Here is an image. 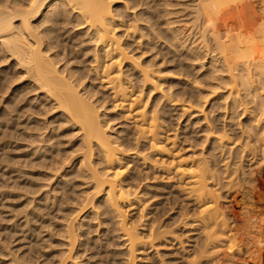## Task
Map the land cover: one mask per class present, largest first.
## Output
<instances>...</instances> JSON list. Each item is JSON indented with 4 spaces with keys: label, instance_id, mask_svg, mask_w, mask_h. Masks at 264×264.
<instances>
[{
    "label": "bare ground",
    "instance_id": "obj_1",
    "mask_svg": "<svg viewBox=\"0 0 264 264\" xmlns=\"http://www.w3.org/2000/svg\"><path fill=\"white\" fill-rule=\"evenodd\" d=\"M222 3L0 0L3 183L34 202L0 264H264V9L236 43Z\"/></svg>",
    "mask_w": 264,
    "mask_h": 264
},
{
    "label": "rangeland",
    "instance_id": "obj_2",
    "mask_svg": "<svg viewBox=\"0 0 264 264\" xmlns=\"http://www.w3.org/2000/svg\"><path fill=\"white\" fill-rule=\"evenodd\" d=\"M223 1V3H222V6H221V9H220V12H221V14L223 15V19H226V21L228 22V23H231L232 24V26L233 27H231L230 29H231V31H232V33H231V35H230V37L229 38H231V36H233L234 34H236V35H234V37H236L238 34L240 35V34H242L241 32L243 31H245V33H243L242 35H240L241 37H239V39H241V40H243V38L245 37V35H246V37H247V39H248V37H249V34H251L252 33V31L249 33V29H251L252 30V28H248V26H246L245 25V28H244V24H243V22H245V18H247V16L245 17V15H248L247 14V9L249 8V6H255V7H257V9H260L259 11L260 12H262V10L264 9V0H221V2ZM239 1V2H238ZM226 2V3H225ZM249 5V6H248ZM223 8V9H222ZM243 8V9H242ZM224 9H225V11H224ZM189 10V9H188ZM227 10V11H226ZM191 10H189L188 11V13L190 12ZM185 12H187V10L186 11H183L181 14H183V13H185ZM227 14H226V13ZM245 12V13H244ZM264 12V11H263ZM242 15V16H241ZM186 17V16H185ZM187 17H189V16H187ZM244 18V19H243ZM237 19V20H236ZM230 20H232V21H230ZM241 21V22H240ZM262 22V20H260L258 23H257V25H259L260 23ZM190 23V21H188V23L186 22V24L188 25ZM241 23H242V26H241ZM233 24H235V25H233ZM191 25H192V23H190L189 25H188V27H191ZM261 25V24H260ZM65 26V30H67V32L65 33V35H76L77 33L79 34L83 29H78V27H72V25H70V24H66V25H64ZM241 26V27H240ZM247 27V28H246ZM193 28V27H192ZM191 28V29H192ZM233 28V29H232ZM246 29V30H245ZM246 31H247V33H246ZM238 32H240V33H237ZM189 33V32H188ZM190 34H191V31H190ZM248 35V36H247ZM79 36L81 37V35L79 34ZM234 37H232V38H234ZM246 37L244 38V39H246ZM237 38V39H236ZM235 38V40L233 41V39H231V41H233V42H235L236 40L237 41H240L239 39H238V36ZM162 39H164L163 37H161V41H164V44L167 46V48H172L171 46H172V44H171V46H170V42H168L167 40H162ZM229 41V40H228ZM236 41V43H238ZM167 43H169V44H167ZM229 43H231V42H228L227 43V45L229 44ZM91 45V48L93 47V44H90ZM89 45V46H90ZM230 45H232V44H230ZM236 45V44H235ZM234 45V46H235ZM169 46V47H168ZM229 46V45H228ZM174 48V47H173ZM90 53H91V51H90ZM90 53H89V55H90ZM177 53H178V55L177 56H180V57H182L183 55H179L180 54V52H178L177 51ZM182 59H184V61L185 62H187L188 60L186 59L185 60V57L183 56L182 57ZM197 76H199V75H201L202 74V72H198L197 71ZM229 89V88H228ZM228 89H226L228 92H229V90ZM227 91H224V92H227ZM32 93H30V94H28L29 95V97H30V95H31ZM228 94V93H227ZM32 96V95H31ZM108 100L109 101H111L112 102V100L110 99V97L108 98ZM223 110H221V112H222ZM53 112V111H52ZM52 112H49V114L47 115V118H49V119H51V116H52ZM220 112V111H219ZM225 113H226V110L224 111ZM173 111H170V113L168 112V113H165V115H170L171 117H172V119H173V122H178V117L176 118V116H174L173 117ZM227 113H228V111H227ZM21 118H23L24 119V117L23 116H21L19 119H21ZM22 119V120H23ZM123 121V120H122ZM181 121H183V120H181ZM119 122V121H118ZM118 122H116V123H118ZM121 122V121H120ZM179 125L181 126V127H183L184 125H182V122H180L179 123ZM1 130V129H0ZM182 130H179V132H181ZM6 133V134H5ZM5 133H3V134H0L1 136H0V144H6L7 143V146H6V150H4V151H1L0 150V192H2V194L5 196L4 197V200H2V201H0V231H1V233H0V239H6V237L8 236V238L10 239V241H12L13 242V246H12V242H9V246L11 247V248H15V246L16 245H18L19 244V242H20V240L18 239V237L21 239V238H23V237H21L20 235V233H21V231L19 230L20 228V226H19V223L20 222H22V221H24L23 219H24V217L23 216H25V213L27 214V212L28 211H31L32 209H33V205H34V202H27V201H24V200H26V198H27V196H29L30 194L29 193H27L26 192V196L25 195H23V196H20L19 197V195L17 194V192H18V190H17V188H14V190H11V189H13V187L12 186H10V184H4L3 183V181L4 180H6V181H9V176H10V174H4V173H6V172H8L9 171V169L11 168V169H14V168H16V167H19V166H17V164L18 163H16V160H13L12 159V156H14V155H16V154H20V152L22 153V150L23 149H18L17 150V148H16V145L14 144V143H16V144H18V141L17 142H14V139L12 138V137H10V136H8L7 134V132H5ZM171 133H173V132H171ZM175 133V132H174ZM9 137V138H8ZM9 140V141H8ZM11 142V143H10ZM9 143H10V145H9ZM4 144H3V146H4ZM2 146V147H3ZM9 148H11V149H9ZM16 148V149H15ZM12 151V152H11ZM14 151V152H13ZM20 151V152H19ZM18 152V153H17ZM4 153V154H3ZM9 156V157H8ZM6 157V158H5ZM1 158H2V160H1ZM11 159V160H10ZM8 160V161H7ZM4 161V162H3ZM11 161V162H10ZM2 163V164H1ZM15 163V164H14ZM9 164V165H8ZM6 165H8V167L6 166ZM12 165H14V166H12ZM14 167V168H13ZM3 172V173H2ZM14 174V173H13ZM2 175V176H1ZM9 175V176H8ZM159 176V175H158ZM163 176V175H162ZM165 176V175H164ZM1 177H3V179L1 178ZM9 178V179H8ZM159 179V180H158ZM165 181H164V180ZM162 179V177H158V178H154V180L153 179H151V180H149L150 182H148L149 184H150V189L153 191L152 193H150L149 195H154V194H156V192L157 191H162L163 193H164V191H165V193L164 194H161V195H155V200L154 201H158V200H160V199H163V197H164V199L166 200V202L169 204V205H167V209H169L170 207L171 208H174V207H176V203L178 204L179 203V201H181L182 199H184L183 197V195H182V193H180V191H179V189H178V185L176 184V183H173L172 185H171V181L170 180H168V178L167 177H164ZM166 179L168 180L167 182H166ZM10 180H13V179H10ZM153 180V181H152ZM171 183H170V182ZM169 182V183H168ZM165 183H166V185H165ZM2 184H3V188H2ZM170 184V185H169ZM168 185V186H167ZM177 185V186H176ZM8 186V187H7ZM172 186V187H171ZM166 187V188H165ZM168 187V188H167ZM161 190H160V189ZM172 188V189H171ZM174 188V189H173ZM155 189H157V190H155ZM159 189V190H158ZM167 189V190H166ZM170 190V191H169ZM21 191V190H20ZM9 192V193H8ZM173 194V195H168L167 196V194ZM177 192V193H176ZM11 193V194H10ZM177 194L176 196H175V194ZM5 194H7V195H5ZM233 195L231 196V198H229V199H226V200H234V205H235V208L237 209V210H239V208H241V205H242V203L240 202V200H241V196H239V194H236V193H232ZM166 195V196H165ZM181 196V198H179ZM24 197V198H23ZM158 197V198H157ZM177 197V198H176ZM234 197V198H233ZM173 198V200H171ZM12 199V200H11ZM23 199V200H22ZM154 199V198H153ZM178 199V200H177ZM180 199V200H179ZM225 199V198H224ZM0 200H1V196H0ZM170 200V201H169ZM237 200V201H236ZM13 201V202H12ZM173 201V202H172ZM175 201V202H174ZM177 201V202H176ZM15 202V203H14ZM26 202V203H25ZM23 203H24V205H23ZM174 204V206H173V204ZM2 204V205H1ZM8 204V205H7ZM13 204V205H12ZM30 204H33V205H30ZM26 205V206H25ZM3 206V207H2ZM13 206V207H12ZM28 206V207H27ZM32 206V207H31ZM169 206V207H168ZM12 207V208H11ZM18 209H17V208ZM26 207V208H25ZM4 208V209H3ZM8 208V209H7ZM10 208V209H9ZM20 208V209H19ZM25 208V209H24ZM29 208V209H28ZM15 209H17V210H15ZM14 212H13V211ZM24 210V211H23ZM11 211V212H10ZM8 212V213H7ZM23 212V213H22ZM13 215H12V214ZM22 213V214H21ZM16 215V216H15ZM22 215V216H21ZM7 216V217H6ZM4 219H3V218ZM12 218V219H11ZM12 221V222H11ZM17 225V226H16ZM1 226H2V228H1ZM6 228H5V227ZM9 226V227H8ZM11 226H13V227H11ZM16 226V227H15ZM10 227H11V229H10ZM18 227V228H17ZM17 228V229H16ZM6 229V230H5ZM15 231V232H14ZM18 231H19V233H18ZM194 231V232H193ZM188 233V234H187ZM193 233H197L195 230H193V229H191V230H187V232L185 233V234H183V236H184V238H183V236H181V238H183V240L185 241L184 243H183V245L185 246V249H186V251H188V246H189V244H192L191 242H192V240H193V238L191 237V236H194V234ZM10 234V235H9ZM13 235V236H12ZM17 235V236H16ZM185 235H186V237H185ZM188 236H190L189 238H187ZM188 239V242H187V239ZM18 241V242H17ZM24 241H26L25 239H24ZM35 241L33 240V242L32 243H34ZM16 244V245H15ZM36 244H38V243H36ZM35 243H34V245H36ZM188 246H187V245ZM12 249V250H13ZM185 251V252H186ZM244 256V255H243ZM247 257H248V255L246 254V256H244V257H242L243 258V260H244V263L246 262V264H255V258L254 257H251L252 259H253V261H252V259H250L249 257H248V259H247ZM164 258H167V256L166 257H164ZM163 258V259H164ZM246 259V260H245ZM166 263V262H165ZM167 264V263H166Z\"/></svg>",
    "mask_w": 264,
    "mask_h": 264
}]
</instances>
